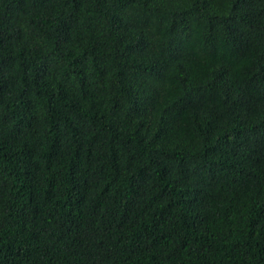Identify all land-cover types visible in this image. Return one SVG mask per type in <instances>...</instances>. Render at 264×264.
<instances>
[{
  "label": "trees",
  "instance_id": "16d2710c",
  "mask_svg": "<svg viewBox=\"0 0 264 264\" xmlns=\"http://www.w3.org/2000/svg\"><path fill=\"white\" fill-rule=\"evenodd\" d=\"M0 264H264V0H0Z\"/></svg>",
  "mask_w": 264,
  "mask_h": 264
}]
</instances>
